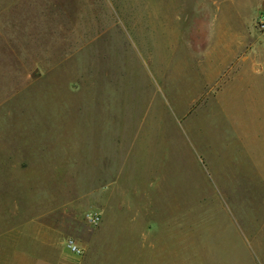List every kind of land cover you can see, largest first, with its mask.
I'll return each instance as SVG.
<instances>
[{
  "label": "rangeland",
  "instance_id": "obj_1",
  "mask_svg": "<svg viewBox=\"0 0 264 264\" xmlns=\"http://www.w3.org/2000/svg\"><path fill=\"white\" fill-rule=\"evenodd\" d=\"M49 240L264 264V0H0V264Z\"/></svg>",
  "mask_w": 264,
  "mask_h": 264
},
{
  "label": "crops",
  "instance_id": "obj_2",
  "mask_svg": "<svg viewBox=\"0 0 264 264\" xmlns=\"http://www.w3.org/2000/svg\"><path fill=\"white\" fill-rule=\"evenodd\" d=\"M232 69L238 71L240 69L239 66L232 67ZM46 244L49 246L51 245V248L49 247V250L46 254L47 259H50L51 264H74V262L70 261L69 259L65 258L63 255V247H61L60 243L58 241L49 240L46 242Z\"/></svg>",
  "mask_w": 264,
  "mask_h": 264
},
{
  "label": "built area",
  "instance_id": "obj_3",
  "mask_svg": "<svg viewBox=\"0 0 264 264\" xmlns=\"http://www.w3.org/2000/svg\"><path fill=\"white\" fill-rule=\"evenodd\" d=\"M90 221L93 224H98L99 223V217H94L91 218ZM64 248L73 256L77 257V258H81L82 257V250L72 241V240H68L65 245Z\"/></svg>",
  "mask_w": 264,
  "mask_h": 264
}]
</instances>
